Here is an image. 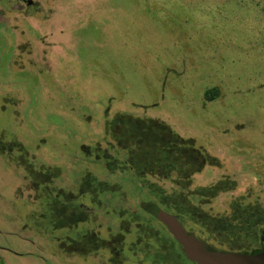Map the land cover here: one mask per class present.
I'll return each instance as SVG.
<instances>
[{
  "label": "rangeland",
  "instance_id": "rangeland-1",
  "mask_svg": "<svg viewBox=\"0 0 264 264\" xmlns=\"http://www.w3.org/2000/svg\"><path fill=\"white\" fill-rule=\"evenodd\" d=\"M165 137L187 152L151 172ZM72 199L83 217L54 227ZM149 201L255 246L264 0H0V264H164Z\"/></svg>",
  "mask_w": 264,
  "mask_h": 264
},
{
  "label": "trees",
  "instance_id": "trees-1",
  "mask_svg": "<svg viewBox=\"0 0 264 264\" xmlns=\"http://www.w3.org/2000/svg\"><path fill=\"white\" fill-rule=\"evenodd\" d=\"M217 95H218V92L216 89L208 90L205 93L206 100H208V101L214 100L217 97ZM139 129H136V132H138V134L139 133H142V134L146 133L147 134L149 132L148 130H139ZM159 142L162 143V145L159 146V149L156 148V150H154V151L149 150V152L144 154V159H146L145 161L149 165L148 169L151 172L157 169L156 168L157 165H159V168H161V167H163V165L166 164L167 166H170L172 168L173 166H175L176 158L180 154H184L187 152V150H185L183 148H179V142L177 139L174 140L173 142H171L169 138L165 137V138H159ZM191 152H194V151H191ZM195 156H196V158H198L199 163L202 164L201 159L203 157L199 154H196V153H195ZM185 157H188V156L184 155L183 157H181L180 161L182 159H185ZM137 159L139 160L140 157H137ZM194 170H195V165H194ZM197 170H199V167L195 171H197ZM49 177H54V175H51V174L49 175V174H46V172H42V178H43L42 181L44 184L47 183V179ZM44 184H40V185H44ZM73 200L74 199L70 200L67 204H54L55 207L52 208L54 227L73 226L78 221H80V219L83 217V216H79L80 213L77 212V210L81 209V207H77V206L72 205L71 201H73ZM155 204H157V203L154 201L144 202L142 205V209L146 213L149 214V209ZM75 207H77V208H75ZM81 210L84 211V209H81ZM66 211H69V212H66ZM166 211L169 212L168 210H166ZM169 213H171V212H169ZM175 215L177 216V218H179V220H181L183 222L186 229L189 230L186 223H185L186 221H185L184 215L181 212H177V213H175ZM164 229L171 238L169 239V238L164 237V238L160 239L159 249H157L155 252L156 258L158 260H161V262H163L164 264H167V263H169V264H193L182 253L180 245L172 238V236L167 231V229L165 227H164ZM198 238H200L202 240V242L208 248L213 249V247L209 246L206 243V241L203 238H201L199 235H198Z\"/></svg>",
  "mask_w": 264,
  "mask_h": 264
},
{
  "label": "water",
  "instance_id": "water-1",
  "mask_svg": "<svg viewBox=\"0 0 264 264\" xmlns=\"http://www.w3.org/2000/svg\"><path fill=\"white\" fill-rule=\"evenodd\" d=\"M149 214L167 229L180 245L185 257L196 264H264V253L248 255L206 248L199 238L187 232L174 214L165 211L157 204L149 209Z\"/></svg>",
  "mask_w": 264,
  "mask_h": 264
},
{
  "label": "flooded vegetation",
  "instance_id": "flooded-vegetation-1",
  "mask_svg": "<svg viewBox=\"0 0 264 264\" xmlns=\"http://www.w3.org/2000/svg\"><path fill=\"white\" fill-rule=\"evenodd\" d=\"M166 211V210H165ZM173 214V213H171ZM175 215V214H174ZM176 216V215H175ZM177 217V216H176ZM179 219V218H178ZM181 221V220H180ZM160 223V222H159ZM182 225L185 227V225L183 224V222L181 221ZM186 229V227H185ZM187 230V229H186ZM188 233L194 234L197 238L198 235L196 233H194L193 231L187 230ZM173 238V237H172ZM200 239V238H199ZM201 240V239H200ZM202 241V240H201ZM208 244V243H207ZM205 245V244H204ZM209 245V244H208ZM206 246V245H205ZM211 246V245H209ZM212 247V246H211ZM206 248H208L206 246ZM210 249V248H208ZM210 250H217V251H226V250H220L217 249L215 247H213V249ZM229 252H236V253H243V254H248V255H254V254H262L264 253V226H261L260 230H259V235H258V239L255 243V246L250 249V250H240V251H229ZM183 253V252H182ZM190 261V260H189ZM192 262V261H190ZM193 264H196L194 262H192Z\"/></svg>",
  "mask_w": 264,
  "mask_h": 264
}]
</instances>
